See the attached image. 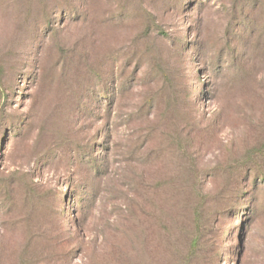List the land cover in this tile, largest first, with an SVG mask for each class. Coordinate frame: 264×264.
Masks as SVG:
<instances>
[{
    "label": "rangeland",
    "instance_id": "rangeland-1",
    "mask_svg": "<svg viewBox=\"0 0 264 264\" xmlns=\"http://www.w3.org/2000/svg\"><path fill=\"white\" fill-rule=\"evenodd\" d=\"M0 264H264V0H0Z\"/></svg>",
    "mask_w": 264,
    "mask_h": 264
}]
</instances>
